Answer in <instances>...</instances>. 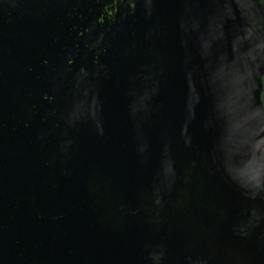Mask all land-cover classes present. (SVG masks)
Masks as SVG:
<instances>
[{
  "label": "water",
  "instance_id": "water-1",
  "mask_svg": "<svg viewBox=\"0 0 264 264\" xmlns=\"http://www.w3.org/2000/svg\"><path fill=\"white\" fill-rule=\"evenodd\" d=\"M262 0H0V264H264Z\"/></svg>",
  "mask_w": 264,
  "mask_h": 264
},
{
  "label": "flooded vegetation",
  "instance_id": "flooded-vegetation-1",
  "mask_svg": "<svg viewBox=\"0 0 264 264\" xmlns=\"http://www.w3.org/2000/svg\"><path fill=\"white\" fill-rule=\"evenodd\" d=\"M262 2H263V13H264V0H262ZM263 27H264V20H263ZM260 100L264 108V67H263V72L261 74Z\"/></svg>",
  "mask_w": 264,
  "mask_h": 264
}]
</instances>
